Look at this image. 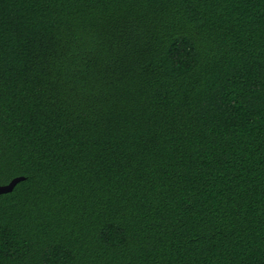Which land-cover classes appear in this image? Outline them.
Wrapping results in <instances>:
<instances>
[{"label": "trees", "instance_id": "obj_1", "mask_svg": "<svg viewBox=\"0 0 264 264\" xmlns=\"http://www.w3.org/2000/svg\"><path fill=\"white\" fill-rule=\"evenodd\" d=\"M0 264H264V0H0Z\"/></svg>", "mask_w": 264, "mask_h": 264}, {"label": "water", "instance_id": "obj_2", "mask_svg": "<svg viewBox=\"0 0 264 264\" xmlns=\"http://www.w3.org/2000/svg\"><path fill=\"white\" fill-rule=\"evenodd\" d=\"M24 176H16L9 183L0 185V194L11 191L17 182L22 180Z\"/></svg>", "mask_w": 264, "mask_h": 264}]
</instances>
